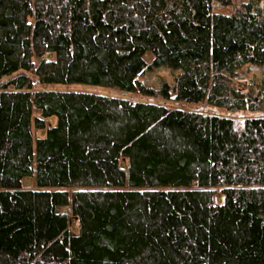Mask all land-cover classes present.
<instances>
[{
    "label": "trees",
    "instance_id": "1",
    "mask_svg": "<svg viewBox=\"0 0 264 264\" xmlns=\"http://www.w3.org/2000/svg\"><path fill=\"white\" fill-rule=\"evenodd\" d=\"M213 1L0 0V264H264V0Z\"/></svg>",
    "mask_w": 264,
    "mask_h": 264
},
{
    "label": "rangeland",
    "instance_id": "2",
    "mask_svg": "<svg viewBox=\"0 0 264 264\" xmlns=\"http://www.w3.org/2000/svg\"><path fill=\"white\" fill-rule=\"evenodd\" d=\"M247 0H214L212 3V13L220 14L225 16H230L235 13V10L242 9L243 5ZM144 61L147 66H150L152 63V55L147 53L144 56ZM244 72L241 73L242 80L236 81L234 84L238 89L242 91L252 90L253 93H257L258 90H261L264 93V67H251L244 68ZM179 73L178 70H172L167 67H150L140 78L139 80L143 82L148 87L153 89H159L163 84L172 85L173 78L175 75ZM37 89L39 87H36ZM55 89H70V90H87V91H97L104 93L106 95L114 96L117 95V90L115 89H98V88H88L84 86H71L69 88L54 87ZM132 101H150L154 103L163 104V101L160 98H153L150 100L149 98L142 97L138 94H131L127 96ZM166 104V103H165ZM188 110L208 112L213 114L224 115L225 112L216 108H212L206 105H189L186 106ZM237 120H241L246 116H264V100L260 106V110L257 113L251 114L248 112H238L233 115H229ZM49 125L54 124V120L50 119L47 121ZM34 137H44V131H36L33 130ZM122 167L125 168V164L122 163ZM22 186L24 188H31L32 182L30 179H24L22 181ZM70 227L72 231L76 232L75 222L70 220Z\"/></svg>",
    "mask_w": 264,
    "mask_h": 264
}]
</instances>
